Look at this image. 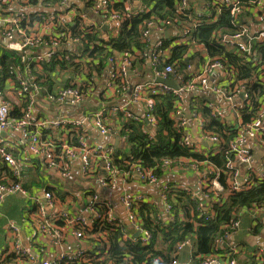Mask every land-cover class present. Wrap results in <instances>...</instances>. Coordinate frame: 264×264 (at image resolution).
<instances>
[{"label":"trees","instance_id":"trees-1","mask_svg":"<svg viewBox=\"0 0 264 264\" xmlns=\"http://www.w3.org/2000/svg\"><path fill=\"white\" fill-rule=\"evenodd\" d=\"M61 1L42 0L41 2L43 7L49 10ZM89 1L93 8V1ZM107 1V6L112 12L127 16L119 21L117 34L103 39L100 37L97 25L89 26L79 17L66 20L63 26L56 28L54 36L59 39L60 44L68 43L69 39L78 40L75 46L76 52L63 46L51 59L42 61L37 68L32 67L31 74L35 77L40 92L44 94V90L52 91L58 81L64 77L60 83L62 86H59H76L83 95L88 96L90 90L97 84L95 79L100 80L106 71L108 72V59L118 55L129 57V71L136 70L140 73L139 77L151 78L152 70L149 73L145 70L148 51H145L142 35L148 28L147 24L152 23L156 28L165 27L166 30L184 28L190 30L187 35L188 43L185 45L177 44V35L163 38L161 52L164 55L160 57V64L156 67L158 70L170 65L174 67V74L171 77L182 78L185 83L190 78V71H186V68L191 66L190 49L200 45L208 58L220 61L231 71L229 79L232 81L228 90L243 84L248 92V101H242L238 106L240 124L234 125L235 122H227L224 117L223 119L214 117L204 100L190 96L187 110L195 111L200 115L204 121L202 132L205 135H214L218 138V143L208 151H204L206 153H199L184 144V129L178 128L171 119V113L179 101L173 94L150 95L154 104L155 129L150 130L149 123L142 118L139 122L124 121L119 115V119L115 121L117 126L113 128L114 133L124 141L128 150L126 153L117 150L114 155L113 163L119 171L131 172V165H138L142 169L151 170L160 178L164 173V169L161 168L164 161L171 162L172 166L181 162L185 165L184 163L187 162L185 168H189L188 164L191 162L202 163L198 166L197 172L201 175L204 172L209 173L211 170L208 167L211 166L215 171L211 176L210 174L206 176L211 178L217 174L222 193L209 191L210 200L203 210L199 198L192 190L189 193L179 189L170 192L167 195V205L171 208L172 221L166 220L160 204L136 203L134 213L142 229L150 233L151 239L147 245H142L138 238L125 240L124 234L106 219L101 221L92 219L91 228H85L82 232L84 236L93 239L94 248L82 253L81 261L57 260L56 264H152L154 260H158L161 264H173L179 255L178 246L186 240L193 243L191 260L199 263L205 257L221 254L218 240L227 236L230 225L240 220L244 211L264 205V180H253L256 186L252 189L229 195L228 181L232 179V172L230 173L226 167L229 160L233 161L231 146L240 126L250 123L264 102V42L253 44L252 57L226 50L220 44L219 37L224 33L233 34L237 30L229 10H223L214 22H208L206 17L194 15L191 0H189L190 9L185 14L177 10L179 0H143L145 12L140 11L141 8L137 11H129L121 0ZM252 1L239 0L242 14L250 13L253 8ZM38 3L39 0H31L29 4ZM37 14L51 15L48 12ZM21 69V56L12 52L1 53L0 78L3 81L7 78H15ZM127 74L129 75V72ZM78 77H82L84 81L77 82ZM115 85L121 92L124 85L120 79L115 80ZM149 130L154 131L151 133ZM81 138H84L83 133L78 130L71 131L67 140L75 146ZM235 167L239 170L237 163ZM2 170L5 177L11 180L10 182L15 181L8 169ZM31 184L22 180L21 186L26 192L31 193ZM45 190L55 199L57 197L63 199V196H59L57 191L53 192L52 188ZM225 195H229L226 200ZM214 199H220L222 204ZM28 204L31 211L36 209L34 203L28 202ZM122 227L125 233H129L123 224ZM22 258L18 254L10 253L5 256L2 264H14Z\"/></svg>","mask_w":264,"mask_h":264},{"label":"built area","instance_id":"built-area-1","mask_svg":"<svg viewBox=\"0 0 264 264\" xmlns=\"http://www.w3.org/2000/svg\"><path fill=\"white\" fill-rule=\"evenodd\" d=\"M30 1L31 0H0V9L6 11V13H0V41L3 42L0 44V55L5 52L16 53L21 56L22 65L21 71L17 72L18 74L15 78H7L5 81L0 80V206L6 196L15 194L24 197L30 203H34L36 205L35 220L38 232L42 235H48L51 244L55 247H59L63 242L64 227L71 229L72 236L76 239H82L84 238L82 231L85 228H91L92 219L94 221L106 219L108 223H111L124 234L125 240L134 239L130 233H125L122 224L113 218L108 204L99 200L96 195L89 196L87 199L86 211H88L90 216L89 218H85L82 215H73L68 212L65 207H58L55 204V198L49 192L44 191L41 194L44 203L40 202V199L35 193L29 194L26 192L21 186L22 176L20 173L19 160L3 142V135L6 132L17 133L19 139L25 144L27 152L32 157L41 159L48 169L54 170L62 179H67L69 177V166L67 161L69 159H78L80 161L81 173L85 176H90L94 173L93 167L97 166V163L103 164L106 171L105 175L96 179L99 185L103 188L114 189L118 184V181H127L129 175L133 173L139 177L142 183L146 185H154L160 180V178H158L151 170L142 169L138 165H131V172L119 171L113 163V158L117 149L110 146L101 147L99 145L90 144L85 138H81L77 145L72 146L67 140L68 134L71 131L81 130L83 121H88L101 136H113L115 134L113 128L116 127L115 121L119 119V115H121V118L124 121L139 122L142 118L149 123L150 129H155L156 122L153 115L154 104L150 95H164L170 93L179 100L175 105L174 111L171 113V119L176 123L178 128L184 129V144L201 153L202 148L193 143L191 135L186 130L188 123H196L200 129L201 137H203L207 143L212 144V146L218 143V138L214 135H205L204 132H202L204 121L197 112L190 111V113L187 114L184 111L181 102L184 95L195 92L199 88L207 89L208 74L212 69H219L222 71L226 84L224 87L225 90L220 91L216 89L214 92H221L226 101L232 102L238 99L240 104L242 101H248L247 89L243 84H240L233 90H228V86L232 81L229 79L231 71L226 69L224 64L216 59H210L204 69L197 75L191 76L190 74V78H188L189 80L181 84L177 91L163 84L156 83V78L170 79L171 75L174 74V67L168 65L162 70L156 68L157 65L160 64V57L164 55L161 52V47L163 44L162 40L167 30L165 27L156 28L154 24L148 23V28L143 32L142 36L145 44V51H148L146 53L147 59L149 51H151V65L149 69L150 71L152 70L153 76L150 79L140 81L131 89V103L143 107V117L138 118L135 116L131 112L129 106H122L112 109L102 107L97 111L86 114L82 120L38 119L34 116L33 110L34 105L40 96H43L48 102L56 105H62L64 103L80 105L85 102L87 96L83 95L76 86L61 87L56 85L50 92H46L45 90L43 91L44 94L40 92L35 77L31 74L32 67L37 68L42 61L51 59L55 53L63 48V46L69 50L72 49L75 53V46L78 40L69 39L68 43L60 44L59 39L54 36V33L56 28L63 26L67 19L63 15L57 14H51L48 16H41L38 14H34L33 16L26 15L23 11L27 9V7L30 8L32 6L29 4ZM92 1L94 3L92 8L93 11L97 13L100 16V19L104 22H119L127 17L125 15L121 16L117 12H112L107 6V0ZM63 2L64 1L61 3ZM251 3L253 8L251 9L250 14L256 15L259 22L263 23V0H253ZM189 9V0H179L177 7L179 13L185 14ZM205 9L208 12L206 17L208 22H214L223 10H229V14L232 17L233 24L237 27V30L233 34L224 33L219 37L220 44L223 45L226 50L231 52L236 51L241 55L252 57L254 55L252 49L253 44L264 42V30L252 34L250 33L249 27L239 19L243 12L239 0H207ZM140 11L145 12V7H142ZM211 16H215L216 18L212 17L210 19ZM77 17L83 19V15ZM196 23L197 21L195 24ZM37 25L47 29V32L38 30L36 28ZM153 32H158L162 37L155 41L154 45H151L150 38ZM189 32L190 30L187 28L177 30V44H187V35ZM152 48H154V51H152ZM76 56H78V54H76ZM74 61L78 60L74 59ZM108 63L107 79L105 82V91L107 92L117 94L125 93L129 86L127 77L128 72L136 77L140 76V73L136 70L129 71V57L126 55H118L110 58L108 59ZM190 68L191 66L189 65L186 68V71H191ZM117 79H120L122 85H124L121 92L117 90L115 85V80ZM204 102L207 107L212 110L214 117L223 119L224 116L215 103L209 100ZM237 108L233 111L234 125L240 124V114ZM50 132H52V134ZM263 137L264 102L256 113V117L247 125L240 126L237 137L231 146V152L234 155L232 158L233 161L229 160L226 164L230 173L232 172V179L228 181L230 186L229 195H232L235 192L252 189L256 186L253 180H264V159L262 160V157L255 158L254 150L250 149L251 141L255 142L259 148L257 152L263 153L264 155ZM235 163H237L239 170L242 168L245 169V178H241L239 170L235 167ZM184 164L185 165L181 162L178 165L172 166L171 162L164 161L161 168L166 172L185 168L187 162ZM201 165L202 163L197 162H191L188 164L191 170H196L198 166ZM258 165L260 172L255 173V169ZM2 169H8L15 181L10 182L11 180L8 177H5V173ZM214 171L215 170L212 168L209 173L204 172L200 176L198 183L202 196L201 199L205 202V206H203L202 203L200 205L203 210L206 209V203L210 200V197L208 196L209 191L222 193V187L218 182L217 174L211 178L206 176L207 174H210L211 176ZM178 189L187 193L192 190L183 185H165L160 189L159 203H161V209L164 211L167 221H172V215L170 214L171 208L167 205V195ZM228 196H224L225 200ZM214 200L222 204L220 199ZM139 202H145L147 205L155 203L143 196L132 195L130 193H126L121 197V204L128 214V221L133 226V231L138 233L137 238L140 243L142 245H147L151 239L150 233L142 229L141 223L137 218V215L134 213V205ZM48 209H51V211L48 212ZM103 210H105V213H103ZM246 211L252 216L264 217V205L255 206ZM60 224H62L63 227H61ZM238 228L239 220H236L227 230V236L218 240V244L222 243L228 236L235 235ZM10 231L16 235V230L13 226L10 227ZM9 246L7 250L0 254V264L3 263L5 256L10 253H15L27 258L29 264H55L49 261L34 260L28 254L27 250L21 249L17 238L11 239L9 241ZM186 248H189L192 251L193 243L186 240L180 244L177 248V254H180ZM233 252L234 250H232V253ZM257 257L262 261L261 251L258 252ZM59 260L81 261L82 253H60ZM219 261V257L213 254L205 257L197 264H220ZM176 263L177 262L175 261L173 264ZM14 264L21 263L16 261ZM152 264L161 263L158 260H154ZM228 264L237 263L234 259H230Z\"/></svg>","mask_w":264,"mask_h":264},{"label":"crops","instance_id":"crops-1","mask_svg":"<svg viewBox=\"0 0 264 264\" xmlns=\"http://www.w3.org/2000/svg\"><path fill=\"white\" fill-rule=\"evenodd\" d=\"M64 1L63 3H61ZM54 8L46 10L41 0L37 5L27 7L23 12L26 15L33 16L37 13L48 12L49 14L63 15L67 20L83 15V22L87 25L98 26L100 30V37L107 39L117 34L119 28L118 21L104 22L100 19V16L92 10L89 0H62ZM119 2L120 0H112ZM129 11H137L142 7H145L143 0H121ZM192 11L195 16L207 17L208 12L205 9L207 0H191ZM264 6V0H263ZM1 8V7H0ZM11 11V10H10ZM6 13L0 9V13ZM246 13V12H245ZM215 16H211L210 19ZM240 19L243 23L249 27L250 33L254 34L261 30H264V22H259L256 15L250 13L241 14ZM106 26V32L101 30V27ZM38 30L47 32V29L37 25ZM177 29H169L166 33L168 38L176 35ZM162 36L158 32L151 34L150 42L157 41ZM3 42L0 41V44ZM66 48V47H65ZM68 49V48H67ZM69 50V49H68ZM72 50V49H71ZM167 55V53H166ZM190 74L197 75L201 72L211 58H208L203 47L196 45L190 49ZM148 60V59H147ZM146 73L149 69L146 61ZM129 86L125 93L117 94L105 91V82L107 79V71L100 80H96L97 84L93 87L85 102L80 105H70L64 103L62 105H56L48 102L43 96L38 97L37 102L34 105L33 114L38 119H74L82 120L86 114L97 111L102 107L112 109L116 107L129 106L131 112L139 117L144 116V109L142 106L131 103V89L132 87L142 80L150 79L148 77H136L132 73L127 75ZM64 79L61 78L57 85ZM77 82H83L82 77L77 78ZM171 80L177 81L179 85L184 81L179 77H171ZM1 81H3L0 78ZM5 81V80H4ZM225 79L223 78L222 71L219 69H212L208 74V87L207 89H198L195 92L187 93L182 99V105L184 111L189 114L187 110L190 96L197 97L201 101H212L215 103L223 114L227 122H234L233 111L240 104L238 99L228 102L224 99L221 92H214V90H225ZM103 94V96H102ZM116 125V124H115ZM117 126V125H116ZM151 130V129H150ZM153 133V131H150ZM186 130L191 135V140L194 144L201 147V153H206L209 148H212V144L207 143L206 140L201 137L200 129L194 122L187 124ZM81 131L84 138L88 143L99 145L101 147L110 146L112 148L121 150V153L128 152L124 141L115 133L113 136H101L88 121H83ZM52 134V132H50ZM3 142L10 149L13 155L19 160L20 173L23 181H29L31 193H35L40 199L41 203H44L42 199V193L46 191V188H52L53 192L57 191L59 196H63V199L57 197L55 204L58 207H65L68 212L73 215H82L85 218H89V213L86 211L87 199L89 196L96 195L99 200L108 204L112 216L114 219L123 224L132 238L136 234L133 230V226L128 221V214L121 204V197L130 193L132 195L143 196L148 200L155 203H159V193L162 186H175L183 185L194 191V194L199 195L201 198V191L198 187L201 173L190 168L174 169L171 171H164L160 180L154 185H146L142 183L139 177L133 173L127 178V181H118V184L114 189L103 188L97 182V178L105 175V168L103 164L97 163V167H93L94 173L90 176H85L80 170V161L78 159H69L68 170L69 177L62 179L54 170L48 169L41 159L32 157L25 149V144L19 139L17 133L6 132L3 135ZM210 144V145H206ZM250 149L254 150V156L262 157L263 153L257 152L258 146L255 142L250 143ZM117 152H115L116 154ZM97 162V161H96ZM212 169V167H208ZM245 169H240L239 173L241 178H245ZM259 173V165L255 169V173ZM198 188H197V187ZM196 192V193H195ZM12 196V197H11ZM13 198H17L14 201ZM20 200L21 202H19ZM203 200V199H202ZM48 212L51 209L47 210ZM36 210H30V204L27 199L15 194L6 196L0 206V254L8 249L9 241L13 238L19 240L21 249L27 250L28 254L37 261H49L52 263L59 260V254H78L91 251L93 246V239L86 237L82 239H76L72 236V230L63 228V242L59 247H55L51 244L48 235H42L38 232V228L35 220ZM13 226L16 230V235L10 231V227ZM63 227L62 224H60ZM97 247V246H96ZM95 247V248H96ZM10 248V246H9ZM221 254L217 255L220 259V264H228L230 259H234L237 264H264V217L252 216L247 211H244L242 217L239 220V228L235 235L228 236L222 243L219 244ZM232 250L234 252L232 253ZM11 251V250H9ZM227 251L229 253H227ZM262 252V261L257 257L258 252ZM191 249H184L177 257L176 264H197L191 260ZM233 258H230V257ZM21 264H29L28 259L23 257L20 261Z\"/></svg>","mask_w":264,"mask_h":264},{"label":"water","instance_id":"water-1","mask_svg":"<svg viewBox=\"0 0 264 264\" xmlns=\"http://www.w3.org/2000/svg\"><path fill=\"white\" fill-rule=\"evenodd\" d=\"M101 30L103 32H106L107 27L106 26H103V27H101ZM166 35L168 36V33H165L164 36H166ZM154 43H155V41L151 42V45H154ZM150 55H151V51H149V56H148V60H147L148 67H150V65H151ZM147 72L149 73L150 72V69H148ZM155 82L156 83L163 84V85H165L167 87H170L171 89H173L175 91L179 90V87H180V85H179V83L177 81H174V80H171V79L156 78L155 79ZM206 145H210V144H206ZM198 198H199L200 202L202 203V205L205 206V202L201 199V197L199 195H198ZM137 237H138V233H136L134 235V238H137Z\"/></svg>","mask_w":264,"mask_h":264},{"label":"rangeland","instance_id":"rangeland-1","mask_svg":"<svg viewBox=\"0 0 264 264\" xmlns=\"http://www.w3.org/2000/svg\"><path fill=\"white\" fill-rule=\"evenodd\" d=\"M12 197V196H11ZM14 199V201H17V198H13ZM19 202H21L20 200H18Z\"/></svg>","mask_w":264,"mask_h":264}]
</instances>
